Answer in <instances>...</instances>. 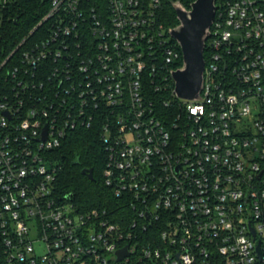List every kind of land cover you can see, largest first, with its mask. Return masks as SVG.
<instances>
[{
	"label": "built area",
	"instance_id": "obj_1",
	"mask_svg": "<svg viewBox=\"0 0 264 264\" xmlns=\"http://www.w3.org/2000/svg\"><path fill=\"white\" fill-rule=\"evenodd\" d=\"M217 2L201 100L173 93L183 55L161 0H49L31 33L47 37L0 58L7 264H264V0ZM89 129L129 213L58 191L54 152Z\"/></svg>",
	"mask_w": 264,
	"mask_h": 264
},
{
	"label": "trees",
	"instance_id": "obj_2",
	"mask_svg": "<svg viewBox=\"0 0 264 264\" xmlns=\"http://www.w3.org/2000/svg\"><path fill=\"white\" fill-rule=\"evenodd\" d=\"M98 1L86 0L87 3H98ZM194 1L161 0L160 22L168 30L176 27L179 22L172 3L180 2L189 9ZM218 4L219 2H217ZM49 8V0L14 1L1 32L0 44L4 46V54L0 55V58L9 54L25 38L28 39L27 43H29L38 42L47 37L48 23L39 27L33 35L31 33L47 15ZM16 20L17 23H15ZM182 65L183 61H180L176 68L179 69ZM171 88H173L172 82ZM163 98L170 99L171 95ZM54 155L56 162L61 166L57 184L61 195H70L82 209H107L116 213H129L126 205L115 199L103 183L102 172L106 163V153L98 130L89 129L73 132L62 147L54 152ZM84 169L94 170V181H90L86 175L82 174ZM0 264H7L2 248H0Z\"/></svg>",
	"mask_w": 264,
	"mask_h": 264
},
{
	"label": "water",
	"instance_id": "obj_3",
	"mask_svg": "<svg viewBox=\"0 0 264 264\" xmlns=\"http://www.w3.org/2000/svg\"><path fill=\"white\" fill-rule=\"evenodd\" d=\"M179 24L170 29L183 55V65L172 72L174 95L185 100H201L204 89V51L211 36V28L217 12V0H195L189 9L180 2L172 3ZM17 23V20L15 21ZM82 174L94 181V170L84 169ZM68 197V196H67ZM119 259L128 255V247L117 252Z\"/></svg>",
	"mask_w": 264,
	"mask_h": 264
}]
</instances>
